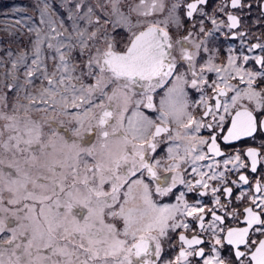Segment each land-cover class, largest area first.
I'll list each match as a JSON object with an SVG mask.
<instances>
[{
    "label": "snow or ice",
    "instance_id": "obj_1",
    "mask_svg": "<svg viewBox=\"0 0 264 264\" xmlns=\"http://www.w3.org/2000/svg\"><path fill=\"white\" fill-rule=\"evenodd\" d=\"M65 4L7 51L0 264H264V142L221 148L264 139V0Z\"/></svg>",
    "mask_w": 264,
    "mask_h": 264
},
{
    "label": "flooded vegetation",
    "instance_id": "obj_2",
    "mask_svg": "<svg viewBox=\"0 0 264 264\" xmlns=\"http://www.w3.org/2000/svg\"><path fill=\"white\" fill-rule=\"evenodd\" d=\"M16 2H17L16 0H10V4L8 6L9 13H12L13 12L12 9L17 7L18 4ZM93 2H95V0H93ZM247 2L252 3L254 5L258 4V0H247ZM55 6L57 8L59 6L62 7L63 11L59 12V14L61 16H63L65 19H67L66 14L68 11V7H70V5H66L65 0H56ZM34 10H36L37 13L34 14L33 17L28 15V13H29L28 10H24V12L27 11V13H25L26 15H28L29 17H32L33 19H36L39 16V12L37 11V5L35 6ZM251 15H253V16H251ZM260 16H261V10L258 6L252 7L250 11L248 9H245V11H244V17H245L244 23L246 26H250L251 35H253V36H259L261 34H264V26L260 25V27H258V25L256 23H253L254 22L253 19L256 18V20H257ZM0 23H2V24H0V58H2L5 62H7L6 65H8V69L4 68L6 65L4 67H0V78H2L4 80V77H5L4 73H6L10 68V59H11L7 55V51L10 49L13 52L12 58L19 55L23 50L31 51V42H32V40L35 39V37L31 36V35H29L27 37H25V36L22 37V34H29V33L27 31V28L25 26H22L21 24H20V26H17L14 23L9 22V21L8 22L0 21ZM81 26L83 27V25H81ZM209 27H210V25H209ZM41 28H42V33L47 32V30H48L47 27L44 25H41ZM124 35H125V33L122 30L117 33L118 38L123 37ZM249 42L254 43L256 41L254 38H252L249 40ZM217 44L222 49L221 60L224 59L223 50H226L229 46L236 48V49H239V50H242L239 40H228V39L218 38ZM78 58L81 59V57L78 54H76L74 57V60L78 59ZM219 62L220 61H217V63H219ZM19 75H20L19 82L22 83L23 79H24L22 68L20 69ZM8 77H9L8 83H13L15 81L12 79L11 76H8ZM16 82L17 81H15V83ZM2 87H4V86H2ZM8 95H9V97H12V93H9ZM21 102L26 103V101H23V100H21ZM39 118H40V116H39ZM65 118L67 120L69 119L67 117H65ZM205 135H207V132H205ZM262 142H264V139H262L260 137V135L257 134L255 141H253L251 138H243L242 140L232 142L231 144H221V148L223 151L228 152V153H234L236 151H240L241 154H243V152L248 147H253V146L258 147L259 144ZM158 155L164 156V150L162 149L158 153ZM261 174H264V169H261V172L258 173L257 175L259 176ZM233 178H235V177H233ZM250 178H252V177H250ZM189 199L192 200L194 198L189 197ZM232 226H235V225H232ZM6 235H7V233L0 234V237L6 236ZM255 238L259 239V238H264V237H255ZM227 251L228 250H226V254H227ZM174 255H175V251L168 252V253H166V258L168 256H174Z\"/></svg>",
    "mask_w": 264,
    "mask_h": 264
},
{
    "label": "rangeland",
    "instance_id": "obj_3",
    "mask_svg": "<svg viewBox=\"0 0 264 264\" xmlns=\"http://www.w3.org/2000/svg\"><path fill=\"white\" fill-rule=\"evenodd\" d=\"M17 4L19 6L24 5L25 6V10H28V15L32 16L34 14H36V10L35 6L38 5L39 0H16ZM51 3H53L55 5L56 0H50ZM101 3H103V0H100ZM10 4V0H0V21H6V22H12L17 26H20V23H17L18 20H24L26 19V17H29L28 15H26L25 13H27V11L24 12V10L20 9V7H15L12 13H9V6ZM210 8L212 7V3L210 2ZM57 8V7H56ZM58 12H62V7L59 6L58 8ZM253 16V15H251ZM53 19H55V17H52ZM256 18L253 19V21H255ZM2 24V23H0ZM258 27H260V25H258ZM27 37L29 36V34H22V37ZM9 58V57H8ZM80 58L75 59V61H79ZM4 68L8 69V65H6ZM23 69V68H22ZM23 79V78H22ZM9 81V77H4V80L2 78H0V95H2L4 92L8 91L5 87H2L5 85V83H8ZM15 83V81L13 82ZM17 83V82H16ZM11 93V92H9ZM8 93V94H9ZM33 118L34 119H39L40 114L39 113H33ZM63 119L66 120V123L68 122V120L65 117H62ZM45 131H47V129H45ZM7 193H5V196L7 197ZM16 207H22V205H17Z\"/></svg>",
    "mask_w": 264,
    "mask_h": 264
},
{
    "label": "trees",
    "instance_id": "obj_4",
    "mask_svg": "<svg viewBox=\"0 0 264 264\" xmlns=\"http://www.w3.org/2000/svg\"><path fill=\"white\" fill-rule=\"evenodd\" d=\"M17 7H20V9L25 10V6L24 5H21V6L17 5Z\"/></svg>",
    "mask_w": 264,
    "mask_h": 264
}]
</instances>
